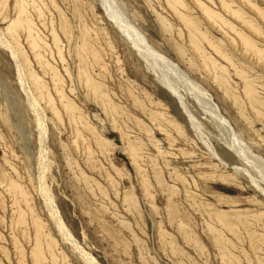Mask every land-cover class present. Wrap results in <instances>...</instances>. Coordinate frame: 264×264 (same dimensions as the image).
I'll use <instances>...</instances> for the list:
<instances>
[{"label": "rangeland", "instance_id": "374dc122", "mask_svg": "<svg viewBox=\"0 0 264 264\" xmlns=\"http://www.w3.org/2000/svg\"><path fill=\"white\" fill-rule=\"evenodd\" d=\"M110 2L0 0L48 139L41 174L38 119L0 45V264H87L58 231L49 192L99 264H264L263 171L115 22L124 15L264 159V0Z\"/></svg>", "mask_w": 264, "mask_h": 264}, {"label": "bare ground", "instance_id": "6f19581e", "mask_svg": "<svg viewBox=\"0 0 264 264\" xmlns=\"http://www.w3.org/2000/svg\"><path fill=\"white\" fill-rule=\"evenodd\" d=\"M103 1L105 3L109 2V0H103ZM110 1H111L110 3H115V0H110ZM106 9L108 10V12H110L109 8H106ZM112 12H110L111 13L110 15H112ZM121 17L123 18V23H120L121 21L116 20L115 22L117 23L116 24L117 27L120 29V31L126 37H128V40L130 39L133 42V44L135 45L134 47H137V49H139V51L142 52V54L145 56L144 59L146 58L147 60H149V58H147L148 57L147 55H149L151 57V60L148 61L149 62L148 64L151 67V69L153 71H155V69L156 70L158 69V70H160V72L163 75H164L165 71H168V73L169 72L174 73L177 76L178 80L181 82V84L187 88L186 90H190V92L193 93L194 98L196 99V101H198V103L200 104L202 109L205 110L206 112L210 113L212 115V117L219 120V122L221 124H219V122H218V124L228 132L229 137H230V141H228V142H231V143L229 144L228 142H226V145L229 148H231V150L238 156V158H240V160H242L244 162L245 161L247 162L250 160L249 161L250 163L248 162L249 164L252 163L251 165H254V164H255V166L257 165V167H259L264 173V159L260 158L258 155L257 156L254 155L253 151L246 145L244 140L238 134H236L234 132L230 122L221 114L218 106L215 104V101H213L212 96H210L207 92H204V90H202L201 87H199L201 90L198 89L196 83L193 82L181 70L180 67H178L176 64H174L169 59H167L164 55L160 54L159 52H157L153 48H151L148 45V43L146 42L145 37L138 31V29L136 27H134L133 25H131V23L128 22V20L126 19V17L124 15H122ZM115 19H116V17H115ZM0 45L3 46L5 49H7L11 53V55L15 61V64L17 66V70L19 73L18 77L20 78L22 88L27 95L29 103L34 108V112H35L36 117L38 119V123H39L38 126H39V132H40V149H41V157L40 158L42 159L41 162H43V164H42L43 170H42L41 174H44L45 170L47 169L46 167H48L47 162H46V157H45V149H46L45 142L48 139H47V134H46L47 131H46V125L44 123L45 119L43 116V112H42L41 108L39 107V104L37 103V100H36L35 96L33 95L32 91L29 87L30 84L28 83L26 73H25V69H24L23 65L21 64L19 53L17 52V49H16L14 43H12L10 41L7 34L2 32V30H0ZM156 76H160V75L157 74ZM157 79H158V81L160 80L162 82L163 86H165L166 89L176 97V99L182 105V108L185 111V113L191 119V122L194 125H196L197 127H199L201 130H203L202 125L197 120V118L193 116L188 105L184 101L181 93L179 92L177 86L172 81H170L168 79V77L163 76V78L158 77ZM249 92H253V91H249ZM252 95H253V93H252ZM42 153H44V154H42ZM214 154H215V152H214ZM215 156H217V155L215 154ZM262 180H264V179L262 178ZM263 183H264V181H263ZM47 206H48V209H49V211L53 217V221L55 222V224L58 228V231L60 232L63 240L67 241V243L69 242L71 244V246L84 259L85 263H87V264H99L91 255H89L88 253L85 252V250L79 245L77 240H75V238L72 236L70 230L66 227V225H65V223H64V221H63V219L59 213V210L56 207L53 196L50 192L48 193ZM37 252H38V250H37ZM37 259H38V257H37Z\"/></svg>", "mask_w": 264, "mask_h": 264}]
</instances>
